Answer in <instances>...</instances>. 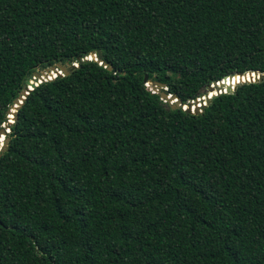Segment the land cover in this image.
Here are the masks:
<instances>
[{"label": "trees", "instance_id": "1", "mask_svg": "<svg viewBox=\"0 0 264 264\" xmlns=\"http://www.w3.org/2000/svg\"><path fill=\"white\" fill-rule=\"evenodd\" d=\"M2 125L0 264H264V0H0Z\"/></svg>", "mask_w": 264, "mask_h": 264}, {"label": "water", "instance_id": "2", "mask_svg": "<svg viewBox=\"0 0 264 264\" xmlns=\"http://www.w3.org/2000/svg\"><path fill=\"white\" fill-rule=\"evenodd\" d=\"M91 59L93 61L100 62L99 61V59H100L99 53L96 52L95 55L91 53L86 60H91ZM54 68H57V69L61 70L63 75H66L68 73V70H72V69L76 68V64H70L69 66H67V65L62 66V65L56 64L54 66L49 67L50 70H54ZM107 69L109 70V68H107ZM44 72L47 73L48 69L47 68L44 69ZM252 73H253V76H255V72H252ZM40 74H43V72H40V71L36 70V71L31 73L27 77L26 81L24 82V84H25L24 88L19 92V94L16 96V98L12 101V104L10 105L9 109L7 110V114H10L12 116L11 117V122L9 121L8 124H11L14 121V116L16 114V111L19 108V106L22 104L23 100L25 99V96H27L28 92H30L35 87L34 84L38 83V80L41 79L40 78L41 77ZM236 76H238L240 78L242 75L241 74H237V75H234V76H227V77L225 76V77H223L221 79V82H218V85H219L220 88L215 87L214 90L217 92V91L222 90L224 88V93L231 92L233 90V88H231L227 84L223 85V82H225L226 80L230 81L232 78H235ZM261 76H262L261 74H258L257 80H259L261 78ZM247 77L250 80V78H251L250 73L247 74ZM30 81H32V83H34V84H32ZM145 82L146 81H145V77H144L143 78V83H145ZM157 86L158 85H154V87H157ZM29 87L32 88V89H29ZM163 90H165V89H163ZM208 90L210 91L211 89L208 88ZM160 97H161L162 100H167L169 102L168 104L173 109L174 108H178V105L180 104L179 101L172 95L168 96V95L162 93V94H160ZM170 101H171V103H170ZM209 101H210V99H205L204 100V105H202V104L200 105L201 109H203V107H205L209 103ZM185 112L186 113H191V114H196V113H198L200 111H198L196 109V106H195L194 111L190 112L189 111V105H187V109L185 110ZM4 127L7 128L6 125H2V127L0 128V135H3V136H5V134H6L5 131L3 130ZM6 142H7V138H4L3 143L0 145V151L3 150V148L6 145Z\"/></svg>", "mask_w": 264, "mask_h": 264}, {"label": "built area", "instance_id": "3", "mask_svg": "<svg viewBox=\"0 0 264 264\" xmlns=\"http://www.w3.org/2000/svg\"><path fill=\"white\" fill-rule=\"evenodd\" d=\"M48 69V72L47 73H45L44 71H43V74H40L41 75V79H39L38 80V83H32V81H30L32 84H34V86L36 87L37 85H39V83H41V82H46V81H50V80H52V79H54L55 77H57V76H60V77H62L63 76V73H62V71L61 70H59V69H57V68H54V70H50L49 68H47ZM247 74L248 73H245V74H243L240 78L238 77V76H236L235 78H236V83H232V84H230L229 86L231 87V88H234V86H236V85H238V84H241V83H253V82H255V81H257V78H258V72H255V76H253V73H250V75H251V78H250V80L248 79V77H247ZM245 78H244V77ZM238 78L240 79V81H238ZM245 79V80H244ZM218 82H221V80L220 81H218ZM218 82H213V83H211V84H209L208 86H207V88H206V94L205 95H203V94H201L198 98H196L195 100H192V101H189V102H187V103H185V104H179L178 105V107L180 108V110L181 111H185L186 109H187V105H189V111L190 112H193L194 111V108H195V106H196V109L198 110V111H201L200 109H201V104L202 105H204V100L205 99H211L212 97H214V96H216V95H218V94H221V93H224V88L222 89V90H219V91H215L214 89H215V87H218V88H220L219 87V85H218ZM34 87V88H35ZM208 88H210L211 90L209 91L208 90ZM29 89H32V88H30L29 87ZM222 91V92H221ZM151 92H153V90H151ZM162 100V99H161ZM162 101H165V100H162ZM171 103V102H170ZM8 115V114H7ZM8 117H9V119L11 120V115H8ZM11 122V121H10ZM8 132V131H7Z\"/></svg>", "mask_w": 264, "mask_h": 264}, {"label": "rangeland", "instance_id": "4", "mask_svg": "<svg viewBox=\"0 0 264 264\" xmlns=\"http://www.w3.org/2000/svg\"><path fill=\"white\" fill-rule=\"evenodd\" d=\"M38 71L43 72L44 69H40V70H38ZM144 86L146 87L147 90H150V91H151V90H155V89H154V86L151 85L150 83H145ZM157 87H158V86H157ZM158 88H160V87H158ZM221 92H222V91H221ZM202 94L205 95V94H206V91H203ZM166 101H167V100H166ZM170 102H171V101H170ZM167 103H169V102L167 101ZM8 115H10V114H8ZM8 115H7L6 123H8L9 121H11V120L9 119ZM3 130L5 131V133H7V128H6V127H4ZM0 137H2V141H1V143H0V145H1V144L3 143V141H4V136H3V135H0Z\"/></svg>", "mask_w": 264, "mask_h": 264}]
</instances>
